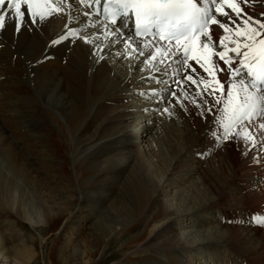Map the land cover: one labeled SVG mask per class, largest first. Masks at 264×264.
Segmentation results:
<instances>
[{
    "label": "bare ground",
    "instance_id": "bare-ground-1",
    "mask_svg": "<svg viewBox=\"0 0 264 264\" xmlns=\"http://www.w3.org/2000/svg\"><path fill=\"white\" fill-rule=\"evenodd\" d=\"M47 3L48 7L44 3L34 5L45 17L41 24L35 26V31H24L17 39L9 27L0 35V69L13 70L12 73L3 70L6 76H0V80H7L8 77L13 81L21 80L27 75V100L9 92V100L4 102L3 109L24 130L29 141L42 145L47 155L44 165L54 168L60 186L52 184L47 176L36 175L35 164L28 160L26 164L21 158L22 144L7 132H0V147L5 142L11 143L9 151L0 149V264H41V261L44 264H67L63 253L55 251L54 242L42 253L38 251V238L27 235V229H23L28 225L40 239L48 236L58 224L68 202L64 194L72 196L75 185L79 192L78 211L80 214L87 213L84 216L97 225L92 245L82 251L73 249L76 264H98L94 263V258L99 251L103 254L109 247H113L108 255L111 257L109 264H191L183 258L207 249L212 251L209 262L219 264V254L215 251L218 247L225 250L220 255L225 260L223 264H238L233 261L234 256L239 257L240 264L258 263L254 259L264 249V129L261 128L264 124V103L260 100L264 93L253 92L239 75L232 74L225 84L231 87L232 94L241 95L239 105L230 102L232 96L235 102V94L229 97L226 92L218 90L215 96L206 92L197 95L195 86L188 88L189 95L184 98L183 106L171 101L174 113L179 111L183 114L182 109L185 110L188 133L196 139V143L205 130L211 132L215 143L206 138L209 142L206 141L199 150L192 145L179 151L168 143L167 151H175L169 158L173 165L164 172L161 182L157 177L156 181L138 150L142 135L136 142V134L131 137L129 130L133 125L142 124L145 134L151 131L153 119L161 112L156 110V105L161 102L153 96L151 88H156L157 93L160 87L155 83L151 86L146 84L145 79L153 74V64L161 67L160 59L174 52L175 47L133 37L125 44L112 31L115 26L99 22L81 0H47ZM201 6L208 8L212 4L209 2ZM223 8L230 10L226 4ZM258 8L257 12L262 10ZM213 16L224 19L215 10ZM241 23L240 35L233 32L226 44L233 37L240 40L245 30L252 31L250 26ZM69 27L76 33L75 36L68 32ZM210 29L217 36L222 34L216 25L211 24ZM124 31L130 33L127 27ZM82 33L92 35L91 40L99 42L101 47L97 45L98 50H95L92 43H85ZM64 34L69 35L71 44L64 43ZM261 38L256 37L257 42L252 47L257 46ZM54 40L59 41L56 46H52ZM243 43L250 41L245 39ZM197 45L199 49V42ZM137 48H142L145 54L151 50L155 59L143 62L145 57ZM215 50H219L218 47ZM201 51L199 49V54ZM45 53H48V59L41 60ZM14 54L18 56L15 68L9 64L10 60H14ZM228 55L238 59L232 52ZM109 58L120 62V65L108 63ZM190 67H196L199 78L202 69L192 61ZM185 70L187 72L188 68ZM206 79L211 78L204 74L201 89L212 87L213 84ZM140 85L145 88H139ZM133 99L139 102L137 112L144 111L139 121L131 115L129 100ZM38 102L58 109L55 122H51L58 127L59 133L44 127V121L38 119ZM194 103L201 106L199 110ZM145 112L152 117L148 119ZM50 115L53 116L52 112ZM237 117H242L241 121ZM221 124L232 125V133H239L237 147H229L228 141L220 138L223 134ZM212 125L215 127L209 131ZM159 128L158 124L156 130ZM3 130L0 126V131ZM183 138L178 136L175 139L180 142ZM151 143L147 152L153 153L157 161L159 157L154 149H158V139L151 140ZM253 146L256 152L248 160L245 155H249L248 151ZM208 154L215 155L214 161H208L213 176L209 171L205 172L201 160L202 155ZM258 167H262V170L258 169L262 172V179L260 182L253 180L257 188L252 194H246L248 188L243 185L248 180L241 183V179L255 173ZM68 168L73 171L71 179L64 175ZM194 175L201 177L200 183L213 196L205 197L196 189L193 190L195 196L193 193L187 195L190 186L186 187L182 196L173 191L171 201L180 202L169 211L165 199L168 192L191 183ZM171 178L176 179V183L171 182ZM227 200L233 202L226 205ZM55 206L60 210L59 214L49 211ZM232 210L239 213L237 219L231 218L234 228L241 232L235 237L222 235L216 230L220 222L229 219ZM210 213L217 215L214 219H218L219 223L211 222L213 218L205 220ZM177 220L183 224H176ZM204 224L209 228L194 229ZM182 227L188 231L179 232ZM45 244H48L47 239ZM205 261L204 258L199 263L205 264Z\"/></svg>",
    "mask_w": 264,
    "mask_h": 264
},
{
    "label": "snow or ice",
    "instance_id": "snow-or-ice-1",
    "mask_svg": "<svg viewBox=\"0 0 264 264\" xmlns=\"http://www.w3.org/2000/svg\"><path fill=\"white\" fill-rule=\"evenodd\" d=\"M101 2L102 0H95L97 5H100ZM209 2L214 5L215 11L224 17L223 20L214 17L202 19V17L208 16L209 9L199 5ZM40 3H44V6L48 7L47 0H0V35L9 27L12 28L13 35L17 39L24 31H35V26L41 24L45 19L44 15L34 8V5ZM224 4L231 11L224 10ZM122 7L125 8V17L129 15L127 9H133L135 35L137 37L142 33L147 34L153 23H156L158 25V33L163 39L164 32L168 28L167 22L173 17L177 20L176 24L173 25L176 31L168 37L170 41L172 39L175 40V51L169 52L166 57L160 59L161 67H156L153 64V74L145 79L146 84L151 86L155 83L161 89L160 95L157 97L155 96L156 88H151L153 96L161 102L156 105V110L168 112L170 100L183 106L184 98L189 95L188 88L191 86L197 88V95L206 92L207 95L215 96L219 90L220 92H226L231 97V87L225 84V80L230 81L233 73L241 75L242 69L245 68L247 69V75L255 79L252 72L253 61L246 63V59L249 57L248 49L257 42L256 37H264V32L261 31L264 30V20H258L253 15L247 14L244 8L239 7L232 0H122ZM104 11L105 13L108 12L107 0H104ZM241 22L250 26L252 31L245 30L240 40L233 37L226 44L228 36L233 32L240 35ZM112 23L115 24V28L112 31L116 34L117 39L125 44L129 43L132 36L124 29L130 27V25H126L123 20L112 21ZM209 23L218 26L222 34L217 36L208 27ZM68 32L72 36L76 35L71 27L68 28ZM62 39L65 44L72 43L67 34H64ZM245 39L249 40L250 43H243ZM84 42H88L87 38H85ZM197 42H199V49H202L200 54H196L193 51V46ZM58 43L59 41L54 40L52 41V46H56ZM259 43L264 44V38H261ZM154 47L155 45H153ZM217 47L219 50H215ZM136 50L145 57L143 62H147L149 58L155 59L151 50L147 54L143 52L142 48H137ZM229 51L234 53L238 59H233L229 56ZM46 59H48V53L41 57V60ZM190 61L202 69L199 78L196 75V67L189 68ZM185 68H188V71L181 75ZM204 74L215 81L211 88H200ZM257 75L264 82V72H260ZM185 82H188V84L186 85ZM259 91L264 92V88ZM194 107L199 110L201 106L194 103ZM209 111H211V108H209ZM236 119L240 120L242 117H237ZM212 127H215V125L210 126L209 131L212 130ZM220 127L223 129V134L220 137V134L217 133V136L228 141L229 147H237L239 143L237 136L239 133H232V125L225 126L221 124ZM261 128L264 129V124L261 125Z\"/></svg>",
    "mask_w": 264,
    "mask_h": 264
},
{
    "label": "rangeland",
    "instance_id": "rangeland-1",
    "mask_svg": "<svg viewBox=\"0 0 264 264\" xmlns=\"http://www.w3.org/2000/svg\"><path fill=\"white\" fill-rule=\"evenodd\" d=\"M257 1H261V0H257ZM234 3H237L239 7L244 8L245 12L247 14H250L253 16H254V13L257 12L256 10L259 9L258 7H260V9H262L261 11H264V4H262V3L259 6H256L255 2H254V6H253V4L249 3V0H235ZM261 6H263V7H261ZM250 9H253V10L251 11ZM228 11H231V10H228ZM256 16L262 17L263 13H258V14H256ZM262 20H264V18ZM241 26H242V23H241ZM84 36H89V34L83 33L82 37H84ZM90 36H92V35H90ZM88 42L90 44L92 43V46L96 47V48L98 47L97 45H99V42L93 43L91 40H88ZM13 58H14V60H10L9 64L11 65V67H14V66L16 67V64H17L16 60H17L18 56L16 54H14ZM107 62L110 64H112V62H114L115 64H117L116 66L120 65V62L116 63V61H113L110 58L108 59ZM119 68L120 67L116 68V71ZM3 70H5L4 72H7V73L13 72V70H9V69H0V76H6V74L2 73ZM183 74H184V71L182 72V75ZM3 80H4V78H1V80H0V82L2 81L0 83V88L2 89V91L0 92V96L2 97V98L0 97V109H1L0 110V113H1L0 114L1 115L0 126L3 127L4 130L0 131V132L2 134L7 132V134H9V136L11 138L15 139L17 142H20L22 144L23 153L21 154V158L25 159L26 164H27V160H28V162L35 164V167L37 169V173H35L36 175H38L40 177L47 176L48 180L53 181L52 184H58L59 185V181L55 178L56 175H55L54 168L52 169L49 166L46 167L44 165L45 160H46L45 157H47V155L42 150V145L41 144H35V143H32V141H29L28 136L23 132L24 130H22L17 125V123L13 119H11V117L9 116L10 114H7V112L4 111V109H3L4 102L9 100L7 97L9 92L15 93L16 95H19L22 98H25V100H27V75L23 76L21 80H19V79L15 80L14 79V81H13L11 77H8L7 80H6V78L4 81ZM210 81H211V79H209L210 84H214V83H211ZM212 82H214V81L212 80ZM17 87H18V89H17ZM138 87L139 88H145L142 85H140ZM30 89H31V87H30ZM131 91L129 90V92H131ZM159 91H161V89H159L158 92ZM233 94H236V93H233ZM159 95H160V93H155V96L158 97ZM128 96H130V94H128ZM235 96H237V95H235ZM144 99H146V98H144ZM231 99H232V100H230L231 104H234L233 103V96L231 97ZM41 103L38 102V104L36 105V106L40 105V108L38 109L36 116L38 117V119H40L41 122L44 121V122H42L44 127L48 126L50 128H53V130H55L56 132L59 133V131L57 130L58 127L53 126L54 124H52V122H51L52 120H53V123L55 122L54 117L57 116L56 113H58L57 112L58 109L54 106H51V105L46 106V104H45V106H44V104L42 105ZM261 103H264V102H261ZM129 104H130V111L132 112V114H131L132 117H134V120L136 119V121H139L141 115L144 114V111L143 112H137L139 102H137V100L133 99L132 101L129 100ZM168 105H169V107H168L169 111L168 112H163L161 110V112L157 113L158 116H156L153 119L152 124L153 123L154 124H153L151 131L149 133L145 134L144 131H142V129H144V127L141 126L142 124L138 125V124H136L137 122H135V124H136L135 127L133 126V128H131L129 130V135L132 134V136H134L136 134V137H135L136 142H138V140H139L138 136L140 134L142 135L141 142L138 143V145H137L138 150L141 152L142 158L146 164V168H148L149 172H152V174H151L152 178H154L155 180L157 178H159L160 182L162 181L161 177H163V178L165 177L164 172L168 171L167 169H170V167L173 165V161H169V158L171 157V155L175 154V151H173V152L167 151L168 143L169 144L171 143L172 144L171 146H173L177 151H179L182 148H185V147L187 148V147H190L192 145H195L196 146L195 149L199 150V149L203 148L207 142L211 141V143H212V141H213L211 132H207V130H205L202 133L203 135L200 136V139L197 140V143H196L195 142L196 139H193V137L191 138V135H189V133H188L187 123H186V119H185L186 118L185 117L186 116L185 110L183 111V109H182V112L184 115L182 113H180L179 111L177 113H174L172 110V108L174 109V105L171 102V100L168 103ZM51 112H52L53 116L50 115ZM162 112L165 115H163ZM160 113H161V115H160ZM145 114L147 115L148 119H150L152 117L151 115H148L147 112H145ZM158 124L160 125V128H159V130H156V126ZM63 125L66 126L67 124L63 123ZM154 125H155V127H154ZM174 125H175V127H174ZM44 133H46V131ZM182 133L184 135H182ZM178 136L185 137V139L183 138L182 141L178 142L175 139ZM206 138L209 141H207ZM156 139H158V144H159L158 149H154L155 154L158 155V157H159L157 159V161H156V158L152 155L153 153L149 154L147 152V149H148L147 146L148 145L150 146L152 144L151 140L155 141ZM204 139H205V141H204ZM198 141H200V142L198 143ZM67 144L69 145V143H67ZM201 144H202V146H201ZM10 146H11V143H9V141H8V142H5L3 147H0V149L3 150L4 152H7L10 150ZM250 150L248 151L249 155H248V153H246V155H245L247 159L250 158V156L253 157L252 155L255 154V152H256V149L254 148V146L251 147ZM214 156L215 155H213V154H208L207 156L202 155V157H201V160L203 161V162L201 161L203 163V168L204 169L206 168L205 172L209 171L212 176H213V171H211V168L208 165V161L209 162L214 161L213 160L215 158ZM71 158H72V156L69 157L70 167L72 166ZM208 158L211 160H208ZM250 159H248V160H250ZM205 160H207V161H205ZM59 162H61V160ZM166 165H167V168L164 169V167ZM258 169L262 170V167H258L256 169L257 171L254 168L255 173L257 172L256 176H254L255 173H253V174L249 173V174H247L248 176H246V178L243 177L244 179L243 178L241 179V183L248 180L243 185V186H245L246 189L248 188L247 190H245L246 194H252L255 191V188H257V186L255 184H253L255 182L253 180H256V181L258 180L260 182V180L262 179V172ZM48 175H50V176H48ZM64 175L66 178L69 177V179H71V177L73 176L72 168L70 169V171L68 168L67 173ZM250 175H251L252 179L250 178ZM200 180H201V177H199L198 175H194V178L191 180L192 181L191 183H186V184H184V186H182L180 188H174L172 191L168 192V194H167L168 196L165 197V199L167 200L166 204H167V206H169L168 210L172 211L175 208L176 204L180 202L179 200L178 201H175V200L171 201L172 197L174 195V194H172V192L176 191L175 193H179V195L182 196L183 194H185V192H186L185 189L187 190L188 186H190V187L188 189L187 195L188 194L192 195V193H193V196H195L193 190L196 189V190H198L199 193H203V195L205 197L213 196L212 194H210L208 189L202 183H200L201 182ZM251 181H253V182H251ZM171 182L176 183V179L174 181V178H173V180L171 178ZM249 186H250V188H249ZM56 187H58V186H56ZM75 187H76L75 192L72 196L69 197V194H64V196L66 197L68 202L66 203V205H64V208L61 212V218H60L58 224L55 226V228L52 230V232L48 234V236L45 235L43 237V239H40L37 236V233L34 231V229L30 228L28 225H27V227L24 225L25 227L23 229V230L27 229V235H32V236L38 238V241L40 242V246L38 245V251H40L42 253H45L47 251V249L49 248V245L52 242H54L55 243V246H54L55 251L56 252L61 251L63 253V256H65V261L67 264H76V260L73 256V252H72L74 248L75 249L79 248V250H81V251L86 250L85 247L88 245L89 246L92 245V242H93L95 236L97 235L96 234L97 225H95L91 221V219L84 216V215H87V213L84 212L83 214H80V212L78 211V204H79V198H78L79 194L78 193L79 192H78L76 185H75ZM186 202H188V200ZM232 202H233L232 200H227L226 205H229ZM49 211L51 212V214H59L60 213V210L57 208V206H55L54 208H50ZM230 213L233 216L229 214L230 215L229 219H226V220L224 219L222 221V223L221 222L219 223L218 219H214V217L217 216L215 213L208 214L205 217V220L213 218V220H211V222H214L216 224L219 223V228L217 227L218 229H216L218 231V233H221L222 235L230 234L232 237H235L236 234H240L241 232H240V230L234 228L235 226H233V220L231 218L236 217V219H237L239 217V213H236V210L235 211L232 210V211H230ZM11 219H13V217H11ZM193 220H195V219L193 218ZM181 223H182L181 220L176 221V224H181ZM207 228H209V226H207V224H204L201 228H194V229L199 231V230H203V229H207ZM186 231H188V230L186 228L182 227L181 231H179V232H186ZM46 239L48 240L47 245L45 244ZM182 240H183V237H182ZM187 240L190 242V237H188ZM256 244H258V240L256 241ZM112 251H113V247H109L108 250L105 251L103 254H101V251H99L98 255L94 258V263L97 262L98 264H109L111 257H108V255H110V252H112ZM215 251L218 252V254H219L218 255L219 264H223L225 260H222L220 255L225 250L222 247H218V248H215ZM260 251L261 252L258 255H256L257 257H255V259H254L255 263L258 262L256 264H259V263L263 264L264 263V258H263L264 257V249H262ZM211 252L212 251L210 249H207L205 251L204 250L195 251L194 254L190 255V257H184L183 259L187 263H189L191 261V264H200L199 262L200 261L202 262L203 259L205 258V260H206L205 264H214V263L209 262V258L211 257ZM233 258H234L233 261L240 264L238 256H234ZM210 260H211V258H210ZM41 264H44V263L41 261Z\"/></svg>",
    "mask_w": 264,
    "mask_h": 264
}]
</instances>
